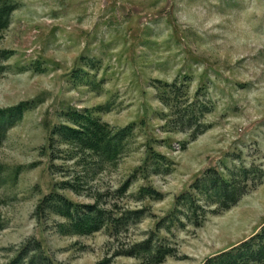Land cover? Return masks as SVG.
Wrapping results in <instances>:
<instances>
[{
	"label": "rangeland",
	"instance_id": "1",
	"mask_svg": "<svg viewBox=\"0 0 264 264\" xmlns=\"http://www.w3.org/2000/svg\"><path fill=\"white\" fill-rule=\"evenodd\" d=\"M8 1L0 264H264V0Z\"/></svg>",
	"mask_w": 264,
	"mask_h": 264
},
{
	"label": "trees",
	"instance_id": "2",
	"mask_svg": "<svg viewBox=\"0 0 264 264\" xmlns=\"http://www.w3.org/2000/svg\"><path fill=\"white\" fill-rule=\"evenodd\" d=\"M12 7L13 6L10 4V2L8 0H0V28H1V22L4 18V15L7 14ZM20 111H21V108H20ZM0 112H2V111H0ZM2 114L3 115H2V118L0 120V140H1L2 129L6 130V128L12 123V115H13V114L7 113V111H4V110H3ZM73 131L75 132L76 130H73ZM92 145L97 146L98 142L95 141L92 143ZM83 223L86 226H89V227L91 226L90 221L88 222L87 219L84 220ZM9 264H14V263L11 262Z\"/></svg>",
	"mask_w": 264,
	"mask_h": 264
}]
</instances>
